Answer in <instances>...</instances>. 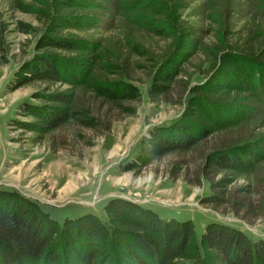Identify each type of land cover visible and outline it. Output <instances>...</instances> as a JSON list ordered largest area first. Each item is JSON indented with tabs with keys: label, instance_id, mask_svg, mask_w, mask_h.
<instances>
[{
	"label": "trees",
	"instance_id": "1",
	"mask_svg": "<svg viewBox=\"0 0 264 264\" xmlns=\"http://www.w3.org/2000/svg\"><path fill=\"white\" fill-rule=\"evenodd\" d=\"M49 2L50 22L15 84L45 87L35 92L42 106L27 125L35 140L73 123L110 131L115 110L133 115L137 105L130 103L141 102L132 71H145L152 79L149 96L158 97L200 52L213 57L210 76L190 89L185 110L172 125L156 127L153 148L158 155L192 152L217 132L249 124L251 135L212 149L205 167L224 174V193L238 179L249 181L243 190L251 192L253 176L264 171V110L257 113L247 105L246 90L231 81L229 64L235 61L246 75L255 74L264 51V17L254 16L245 34L226 42L229 19L241 12L242 0H209L218 42L208 44L192 40L194 27L180 19L183 0ZM101 25L109 33L99 41L63 33V28ZM156 38L168 42L160 51L152 46ZM0 192V264H264V240L226 224L207 225L197 243L191 220L164 221L154 210L120 198L106 205L105 223L89 213L59 224L19 193Z\"/></svg>",
	"mask_w": 264,
	"mask_h": 264
},
{
	"label": "rangeland",
	"instance_id": "2",
	"mask_svg": "<svg viewBox=\"0 0 264 264\" xmlns=\"http://www.w3.org/2000/svg\"><path fill=\"white\" fill-rule=\"evenodd\" d=\"M242 3L241 12L229 19L226 42L245 34L254 16L264 17V0ZM50 9L49 0H0V189L37 203L59 224L89 213L105 223L106 205L120 198L154 210L164 221L191 220L197 243L211 223L239 229L255 241L264 240V171L253 176L251 192L243 190L249 181L238 179L224 193V183H220L224 174L205 167L207 153L251 135V125L217 132L192 152L158 155L153 148L156 127L172 125L184 112L190 89L209 78L211 55L196 52L172 89L154 98L148 93L152 79L141 69L132 71L141 102L130 103L137 105L133 115L115 110L118 118L108 132L73 123L35 140L27 125L42 106L35 92L45 87L15 84L22 64L35 53L50 22ZM178 14L183 23L194 27L192 40L218 42L215 23L208 16L209 0H183ZM63 33L99 41L109 31L101 25L63 28ZM153 41L157 51L168 43L162 38ZM258 63L255 74L247 75L237 69L235 61L229 64L231 81L242 83L245 102L257 113L264 110V51Z\"/></svg>",
	"mask_w": 264,
	"mask_h": 264
}]
</instances>
